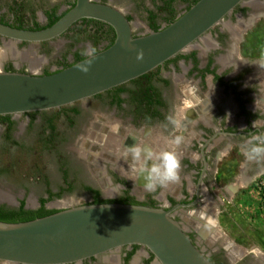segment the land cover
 Segmentation results:
<instances>
[{
    "label": "flooded vegetation",
    "instance_id": "af4514ba",
    "mask_svg": "<svg viewBox=\"0 0 264 264\" xmlns=\"http://www.w3.org/2000/svg\"><path fill=\"white\" fill-rule=\"evenodd\" d=\"M96 1L112 4L111 0ZM135 1L147 15L148 32L154 30L150 22L151 11L156 14L159 29L169 24L171 14L160 9L167 0ZM64 2L63 8V4L51 3L50 0H0V22L36 30L49 23L48 11L57 7V14H61L73 7L76 0ZM150 2L153 8L148 5ZM180 3L185 8L179 12ZM188 6L189 1L174 0L171 8L178 17ZM126 15L133 23L134 17ZM90 34L98 36V42L94 37L89 38ZM115 37V31L109 24L82 19L59 37L69 42L71 52L63 55L55 68H45L41 74L61 69L63 64L60 62L73 63L78 51L84 55L87 50L93 53L103 50ZM203 38L191 49L151 71L154 88L150 95L152 104L142 101L143 87L134 80L95 96L107 95V111L101 118L102 122H94L85 130H88L87 138L95 140L92 149H103L105 159L97 161L94 156L89 158L86 154L83 157L87 163L77 169L81 173L74 171V161L70 164L69 159L60 160L64 185H59L57 189H54L51 177L43 172L40 176L43 195L39 197L37 208L40 207V199L48 198L49 192L81 190L91 197L88 203H94L95 194L88 187L98 190L103 200L133 203L128 196L134 197L137 204L172 210L173 217L211 263L231 264L228 247L218 239L221 240L223 235L219 228L218 210L222 211L225 198L230 193L225 188L221 190L223 187L218 185L217 179L223 167H229V163L235 166L239 156L245 160L239 169L243 181L264 173V158L249 160L241 151L249 141L264 137V0H246ZM83 44L87 45L86 50L79 49ZM3 70L28 72L26 68L18 69L12 60L3 63ZM83 113L80 107L68 105L60 109L5 115L9 116L8 121H3L0 116V142L19 146V125L25 128L27 133L23 134V138L27 141L37 124H41L39 142L44 151L58 142L68 144L69 139L79 142L85 137L83 132L78 131ZM64 117L68 126L60 129L57 122ZM177 137L180 138L179 144L175 143ZM96 140L101 144L97 145ZM135 145L150 148L155 153L174 151L182 165L179 181L154 193L147 192L143 200L135 197V184L141 185L143 179L139 168L130 167L125 162V155L130 154L129 148ZM90 165H97L95 173L100 175L105 188L116 190L115 197L103 198L101 187L96 185L90 174ZM216 192H221L222 196ZM22 200L10 208H18ZM25 207L30 209L27 202ZM73 264L160 263L149 250L135 245ZM237 264L263 262L247 257Z\"/></svg>",
    "mask_w": 264,
    "mask_h": 264
},
{
    "label": "water",
    "instance_id": "95a60500",
    "mask_svg": "<svg viewBox=\"0 0 264 264\" xmlns=\"http://www.w3.org/2000/svg\"><path fill=\"white\" fill-rule=\"evenodd\" d=\"M245 2L199 0L167 26L140 35L123 10L96 0H76L42 29L0 22V37L7 44L50 42L86 18L109 24L116 34L111 46L50 74L1 68L0 116L60 109L137 79L186 51ZM88 61L85 74L77 66ZM135 245L160 264H213L172 210L162 207L86 203L28 221H0L3 264H73Z\"/></svg>",
    "mask_w": 264,
    "mask_h": 264
},
{
    "label": "rangeland",
    "instance_id": "374dc122",
    "mask_svg": "<svg viewBox=\"0 0 264 264\" xmlns=\"http://www.w3.org/2000/svg\"><path fill=\"white\" fill-rule=\"evenodd\" d=\"M50 2L63 4V8L65 6L64 0H50ZM111 3L126 14L134 17V34H145L149 31L147 15L139 7L138 2L135 0H111ZM152 4L150 2L148 5L153 8ZM178 6L179 12L185 8L183 3L178 4ZM40 19L44 21L43 16ZM2 41V44L0 43V52H3L2 58L4 59H2L0 69L3 68L5 61L12 60L18 69L26 68L28 72L36 74H41L45 68H55L58 65V60L63 55H68L72 49L69 46V42L64 38L55 39L44 45L39 43L23 45V43L10 42V44H7V41ZM9 47L12 48L9 50L10 52H8ZM86 47L87 45L83 44L79 49L86 50ZM106 98L107 95L100 98L92 97L72 104L84 110L78 131L79 133L83 132L85 137H82L83 139L79 142L77 139H69L68 144L66 142L64 144V141L58 142L53 148L51 147L44 151L39 142L41 124L35 126V130L32 131L29 136L30 139H27V141L23 138V134L27 132L23 125H19L20 129L18 132L21 134L19 146L0 142V204L13 207L21 199H24L28 208L35 209L39 206V197L43 195L42 178H40L43 172L51 177L53 187L57 189L59 185H64L62 172L59 169L60 160L69 159L72 162L70 164H73L74 161V171H80L77 170L80 165L87 163L83 157L86 154L89 158L94 156L97 161H103L105 159L104 150L92 149L95 140L94 138H87L88 130L85 129L88 126H93L90 124L94 122H102L101 118L105 117L107 111ZM57 123L60 129L68 126L66 117L59 119ZM58 144L59 146H57ZM100 144L101 142L97 141V145ZM101 146L103 147L104 145L102 144ZM237 159L235 166L229 163V167H226L227 169L223 167V171L217 179L218 185L221 188L223 187L221 190L225 188L230 193L225 198L222 211L218 210L221 221L219 228L223 232L221 240L220 238L218 239L219 241H224L221 244L223 243L228 247L227 251L231 264H237L247 257L261 261L264 264V173L258 174L249 181H243L239 169L245 160L242 156ZM125 162L130 167L135 166L139 169L142 163L135 161L131 152L125 155ZM90 167L92 169L90 174L93 180L95 179L96 185L101 187L103 198L111 199L115 197L117 194L116 190L105 188L102 178L95 173L98 171L96 170L98 168L97 165H90ZM86 179L90 180L87 177ZM143 183L142 181L141 185L135 184L133 190L135 197L141 200L145 199L147 193ZM216 193L222 196L221 192ZM90 201L91 197L81 190L66 191L62 192L61 196L54 197L47 207L50 209H64L79 204H86Z\"/></svg>",
    "mask_w": 264,
    "mask_h": 264
},
{
    "label": "clouds",
    "instance_id": "9594fccd",
    "mask_svg": "<svg viewBox=\"0 0 264 264\" xmlns=\"http://www.w3.org/2000/svg\"><path fill=\"white\" fill-rule=\"evenodd\" d=\"M84 55L91 57L92 50H87ZM90 61L78 65L77 67L83 73L90 71ZM175 123V121H173ZM180 143V138L175 140ZM132 158L137 162H142L139 169L140 177L143 179V187L146 192L154 193L158 189L167 188L170 184L177 183L180 179L181 160L174 151L153 152L152 149L137 145L130 147ZM241 151L249 160H259L264 158V137L249 141L243 146Z\"/></svg>",
    "mask_w": 264,
    "mask_h": 264
},
{
    "label": "trees",
    "instance_id": "16d2710c",
    "mask_svg": "<svg viewBox=\"0 0 264 264\" xmlns=\"http://www.w3.org/2000/svg\"><path fill=\"white\" fill-rule=\"evenodd\" d=\"M174 0H167L165 2V6L161 7L160 9L163 11H168L169 14H171L170 18H169V23L173 22L174 20H176L178 17L175 14V10L172 7V3ZM185 1H189V6L187 8V10L193 5L195 4L197 1L199 0H185ZM68 10L62 12L61 14H57V7H54L51 11L47 12V15L49 17V23L46 26H40L37 29H42L45 27H48L52 24H54L56 21H58ZM156 14L151 11V15H150V22L151 25L153 27L154 30H159V26L156 23V19H155ZM20 22H23V20H20ZM19 28H23L22 25L18 26ZM112 31L114 32L113 28ZM95 38L96 42H98V36L96 35H89V38ZM114 39L111 41V43L106 46L109 47L113 44ZM76 58L75 61L73 63H67V62H60L59 64H63L62 68L68 67L82 59H84L86 56L83 55L82 51H78L76 52ZM66 57H64V60ZM60 70V69H59ZM58 71V70H57ZM51 72H46L45 74H50ZM152 75L153 73H147L137 79H134V82L138 85H142V91L144 93L143 95V102H147L149 105L152 104V99L150 98L151 95V90H153V86L151 85V80H152ZM150 102H148V101ZM3 119V121H8L9 120V116H2L1 117ZM89 190L94 192V198L95 201L94 203H104V202H115V200H103L100 198L101 194L98 190H94L91 189L90 187H88ZM62 193H51L49 192V197L48 198H41L40 199V207L36 208V209H27L25 207L26 205V201L22 200L20 203V206L18 208H10L7 207L6 205L0 206V221H6V222H20V221H28V220H32L38 217H43L52 213H55L57 211H59L60 209H50L47 207V203L49 201H51L54 197H59L61 196ZM128 200H132L133 204H137L135 203V199L134 197H130L128 196ZM154 206V205H151Z\"/></svg>",
    "mask_w": 264,
    "mask_h": 264
},
{
    "label": "bare ground",
    "instance_id": "6f19581e",
    "mask_svg": "<svg viewBox=\"0 0 264 264\" xmlns=\"http://www.w3.org/2000/svg\"><path fill=\"white\" fill-rule=\"evenodd\" d=\"M11 49H12V48L9 47L8 52H10L9 50H11ZM5 50H7V49H5ZM5 50H4V51H5ZM2 53H3V52H0V62H1L2 57H3V56H2V55H3ZM5 56H6V55H5ZM35 64H36V63H35ZM33 65H34V64H33ZM94 137H95V136H94ZM97 139H99V138H97ZM102 142H103V141H102ZM107 143H108V142H107ZM109 143H110V142H109ZM204 230H205V229H204Z\"/></svg>",
    "mask_w": 264,
    "mask_h": 264
}]
</instances>
